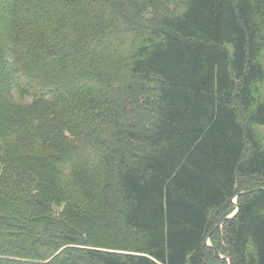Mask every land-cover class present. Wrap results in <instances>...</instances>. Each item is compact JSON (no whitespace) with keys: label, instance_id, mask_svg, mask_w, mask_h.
I'll list each match as a JSON object with an SVG mask.
<instances>
[{"label":"trees","instance_id":"trees-1","mask_svg":"<svg viewBox=\"0 0 264 264\" xmlns=\"http://www.w3.org/2000/svg\"><path fill=\"white\" fill-rule=\"evenodd\" d=\"M263 57L264 0H0V264H264Z\"/></svg>","mask_w":264,"mask_h":264},{"label":"rangeland","instance_id":"rangeland-1","mask_svg":"<svg viewBox=\"0 0 264 264\" xmlns=\"http://www.w3.org/2000/svg\"><path fill=\"white\" fill-rule=\"evenodd\" d=\"M151 13V12H150ZM262 63H263V66H264V57H263V59H262ZM262 92H263V94H264V86L262 87ZM143 116H146V113L143 115ZM258 132L264 137V127H261V128H259L258 129ZM243 183V185L246 187V189H245V191H249V192H253V191H255V190H258V189H262V188H264V180L263 179H261V178H252L251 180H249V181H243L242 182ZM246 193V192H245ZM237 205H238V199L236 198V199H234L233 200V202H232V211H231V214H230V216L228 217V218H232L233 216H234V214L236 213V211H237ZM225 224V222L223 221V222H221L220 223V228L222 229L223 228V225ZM218 243H216V245H217ZM215 245V241H213L212 239H211V237H209L208 239H207V246L208 247H210V248H213L214 249V252H215V255L221 260V261H224L225 262V264H229L230 263V258H229V256H228V254L226 255V254H224V252H222V251H218V252H216V247H224L225 246V244L224 243H222V244H219V245H217L216 246ZM214 252H213V254H214ZM214 262V261H213ZM214 264H216V263H214Z\"/></svg>","mask_w":264,"mask_h":264},{"label":"water","instance_id":"water-1","mask_svg":"<svg viewBox=\"0 0 264 264\" xmlns=\"http://www.w3.org/2000/svg\"><path fill=\"white\" fill-rule=\"evenodd\" d=\"M236 213H237V212H236ZM236 213H235V214H236Z\"/></svg>","mask_w":264,"mask_h":264},{"label":"bare ground","instance_id":"bare-ground-1","mask_svg":"<svg viewBox=\"0 0 264 264\" xmlns=\"http://www.w3.org/2000/svg\"><path fill=\"white\" fill-rule=\"evenodd\" d=\"M183 1V0H182Z\"/></svg>","mask_w":264,"mask_h":264}]
</instances>
